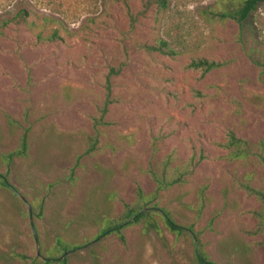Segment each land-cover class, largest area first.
<instances>
[{
    "label": "rangeland",
    "instance_id": "1",
    "mask_svg": "<svg viewBox=\"0 0 264 264\" xmlns=\"http://www.w3.org/2000/svg\"><path fill=\"white\" fill-rule=\"evenodd\" d=\"M241 1L0 0V25L25 16L0 28V264H264V204L243 187L264 190V165L222 146L232 130L264 155V64L249 58L264 63V0L242 28L212 15ZM161 40L174 56L144 48ZM192 58L223 66L203 75ZM184 165L156 190L153 173ZM124 204L154 206L158 230L143 218L96 239Z\"/></svg>",
    "mask_w": 264,
    "mask_h": 264
},
{
    "label": "trees",
    "instance_id": "2",
    "mask_svg": "<svg viewBox=\"0 0 264 264\" xmlns=\"http://www.w3.org/2000/svg\"><path fill=\"white\" fill-rule=\"evenodd\" d=\"M260 0H242L238 7H236L234 10H222V11H216L212 12L213 16H217L221 19H231L234 20L240 28L246 23V19L249 17V15L255 10V8L258 5V2ZM148 4L156 5L157 8L163 10L167 7V0H147ZM24 15L22 13L18 12L16 13L12 18L4 20L0 28L6 27L8 24L16 20L15 22L23 21ZM59 34L57 33V30H53L52 33L47 37V40H56L59 39ZM38 39H41L42 37L40 35H37ZM146 51H156L164 55L168 56H174L176 54V51L168 46V44L165 41H159L156 45H146L144 46ZM250 60L257 64V65H263V62H260L259 58H255L253 54L249 56ZM259 59V60H258ZM262 63V64H261ZM221 66H223V62L215 61V60H209L206 58H192L189 60V62L186 64V67L193 70H199L204 75L208 73L211 70L218 69ZM264 67V65L262 66ZM118 73V70L115 68H111L109 70V75L106 81L105 89V100L100 107V115L98 118L95 119V122L97 124L103 123V117L106 114L108 110V106L112 103L111 99V85H110V75ZM264 84V79H263ZM223 147L229 149V156L231 158H239V157H246L251 154L257 155L260 162L264 165V155L256 153L253 151L252 145L248 143L246 140H243L236 136V134L229 130L227 132V140L225 143L222 144ZM94 148V144H91L85 151L86 153L92 151ZM27 150V137L25 134L22 135V138L20 140V145L17 150L10 152L6 155V158L9 160H12L15 156L24 155ZM189 166V165H188ZM187 165H184L181 169H179L175 174L167 176L165 172L162 171L158 174L153 173V177L157 182V188L156 190L159 191L161 189H164L166 187L172 186L174 184H178L184 181V176L188 174ZM2 185L7 186V183L5 180L1 181ZM244 189L246 192L250 195L256 198L258 201L264 204V190H260L254 187H251L247 184H243ZM137 194L139 197H143L141 190L137 188ZM154 208V206H147V204H144L140 207H136L129 204H124V211L122 215L120 216L119 220L116 222H108L107 224L101 226L99 228V232L96 236V239H98L101 236H106L110 233H116L119 235V238L121 241H124V236L122 234V229L130 224L137 223L143 218L150 219L147 224V229L151 228L155 231L158 230V226L154 220L150 218V211ZM255 214L258 216V219L260 218L261 214L258 212H255ZM162 220L164 221V224L166 228L173 234H180L181 229L183 226L177 224L166 212L165 210H162ZM82 245H76L73 246L72 249H77L82 247ZM59 247L62 250H67L68 246L62 242H59ZM197 262L198 264H210L203 256H201L199 253H197ZM55 261H57V264H67L66 258H56Z\"/></svg>",
    "mask_w": 264,
    "mask_h": 264
},
{
    "label": "water",
    "instance_id": "3",
    "mask_svg": "<svg viewBox=\"0 0 264 264\" xmlns=\"http://www.w3.org/2000/svg\"><path fill=\"white\" fill-rule=\"evenodd\" d=\"M13 191L27 204V208L29 210V216L31 218V208H30L29 204L27 203V201L25 200V198L20 193H18L16 190H13ZM31 227H32V225H31ZM33 236L36 239V234H35L34 231H33ZM36 248H37V242H36ZM37 255H39L38 251H37ZM60 258H62V257H60Z\"/></svg>",
    "mask_w": 264,
    "mask_h": 264
}]
</instances>
